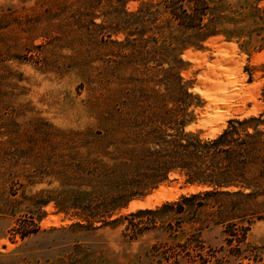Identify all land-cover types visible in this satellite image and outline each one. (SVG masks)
Segmentation results:
<instances>
[{"label":"rangeland","instance_id":"374dc122","mask_svg":"<svg viewBox=\"0 0 264 264\" xmlns=\"http://www.w3.org/2000/svg\"><path fill=\"white\" fill-rule=\"evenodd\" d=\"M203 1L199 24L164 0H0V264H158L160 231L127 235L124 216L193 192L178 172L136 198L153 194L151 205L128 209L133 199L108 222H81L48 194L60 158L84 153L87 134L134 97L185 109L186 129L203 137L264 113V0ZM224 229L204 231L208 264H264V218L240 255Z\"/></svg>","mask_w":264,"mask_h":264},{"label":"trees","instance_id":"16d2710c","mask_svg":"<svg viewBox=\"0 0 264 264\" xmlns=\"http://www.w3.org/2000/svg\"><path fill=\"white\" fill-rule=\"evenodd\" d=\"M185 1L164 4L183 22L189 18L200 24L207 3L193 0L190 12ZM140 102L132 98L125 111L113 114V124L88 133L81 143L84 153L72 149L60 158L54 173L60 185L48 196L81 222H108L114 212L178 172L200 189L128 213L126 234L160 231V241L152 246L158 264H208L204 231L224 226L230 252L240 255L249 226L264 218V113L229 119L219 134L203 137L199 130L186 129L185 109L153 111L150 103ZM30 222L37 225L32 217Z\"/></svg>","mask_w":264,"mask_h":264},{"label":"bare ground","instance_id":"6f19581e","mask_svg":"<svg viewBox=\"0 0 264 264\" xmlns=\"http://www.w3.org/2000/svg\"><path fill=\"white\" fill-rule=\"evenodd\" d=\"M223 125V124H222ZM220 128V127H219ZM218 128V129H219ZM197 189V187L196 186H192V187H189V189L188 190H191V191H194V190H196ZM159 191V190H158ZM157 190H155V192H157L156 194H158L159 192H158ZM160 195V194H159ZM152 197H153V194H151V195H148L144 200H140V199H134L133 201H131L130 203H129V207H128V209H133V208H135V207H144V206H149V205H151L152 203V201H151V199H152Z\"/></svg>","mask_w":264,"mask_h":264}]
</instances>
